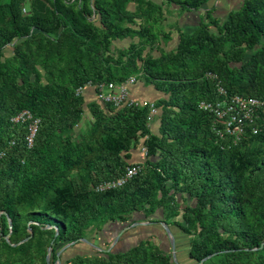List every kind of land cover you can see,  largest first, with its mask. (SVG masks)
Returning a JSON list of instances; mask_svg holds the SVG:
<instances>
[{
    "label": "trees",
    "instance_id": "16d2710c",
    "mask_svg": "<svg viewBox=\"0 0 264 264\" xmlns=\"http://www.w3.org/2000/svg\"><path fill=\"white\" fill-rule=\"evenodd\" d=\"M208 1L184 5L199 10ZM26 5L0 0V264H48L50 247L57 264L68 244L159 212L164 219L151 223L171 229L177 253L179 234L188 239L180 264L211 255L204 264H264V134L230 145L199 109L217 98L209 74L231 94L264 99V0H244L225 21L207 12L196 33L181 34L160 57L146 52L156 49L164 18L150 0H32L25 14ZM136 37L141 44L112 53L114 41ZM131 77L167 96L156 103L159 132L149 127L148 108L97 101L93 123L76 137L85 107L77 91ZM24 110L41 120L33 149L27 128L12 122ZM142 140L143 172L97 193V184L124 174ZM152 239L124 252L88 247L93 253L66 262L62 254L60 262L176 264Z\"/></svg>",
    "mask_w": 264,
    "mask_h": 264
},
{
    "label": "built area",
    "instance_id": "2783aa9c",
    "mask_svg": "<svg viewBox=\"0 0 264 264\" xmlns=\"http://www.w3.org/2000/svg\"><path fill=\"white\" fill-rule=\"evenodd\" d=\"M32 0H25L29 4ZM26 6L23 13L27 14ZM208 78L216 84L217 98L211 101H202L199 109L215 119L213 130L219 140H226L228 144L237 146L248 136H259L264 134V99L257 97H245L229 93L222 85L218 76L209 74ZM137 78L131 77L121 84L102 83L94 86L96 99L99 103L110 104L116 109L121 108H148L149 125L158 116L159 108L156 103L145 98H134L132 87L136 84ZM90 86L92 84H89ZM88 85V86H89ZM85 87L77 91V95H82ZM12 122L18 126H25L27 133L25 142L28 149H33L35 140L39 132L41 120L35 117L30 111L24 110L16 115ZM15 146V141L10 143ZM144 156H148V149L144 145L142 148ZM5 156L0 153V160ZM144 170L143 164L129 165L124 174L117 179L103 181L95 187L97 193H105L117 190L126 186L131 180L137 177Z\"/></svg>",
    "mask_w": 264,
    "mask_h": 264
},
{
    "label": "rangeland",
    "instance_id": "374dc122",
    "mask_svg": "<svg viewBox=\"0 0 264 264\" xmlns=\"http://www.w3.org/2000/svg\"><path fill=\"white\" fill-rule=\"evenodd\" d=\"M30 5L27 4L26 5V9L27 11H29ZM165 43H168L167 39H164ZM179 41V40H178ZM140 39L138 37L136 38H128V39H124V40H117L114 41L112 44V53L117 54L119 51H125L127 50L132 44H141L140 43ZM177 42L173 44L174 50L177 48ZM171 48L169 46L167 47H162L160 49L157 50H150L148 49L146 52L147 54H151L154 57H160V55L164 52L167 53L169 52L168 49ZM173 50V51H174ZM94 87L93 85H87L85 86V90L87 88H92ZM95 89V88H94ZM133 89H134V93H133ZM85 92V91H84ZM94 97H86L85 93H83L81 96H85V107H84V115H83V120L82 122L79 124L78 127H76L75 131H74V135L76 137H80L81 135H83L91 126V124L93 123V117L91 114V105L95 102H97L96 99V91L95 94H93ZM132 95L134 98H145L148 99L150 101H153L155 103H157L159 100L167 98V96H165L162 93L157 92L152 86H148L144 83V81L142 80H138L136 84L132 87ZM161 116H162V110L161 108L159 109V113L158 116L155 118V120L149 125L150 129L152 132H156L158 133L159 131V126H160V121H161ZM144 144V140L141 141L140 145L138 146V149L135 151L136 155L138 157L137 160H131L130 161V165L131 164H146V162L148 161V157L144 156V153L142 151L143 145ZM164 219L163 213L159 212L157 215L151 217V218H147L144 215H135L133 217V219L127 224V225H123V224H114V225H108L104 228V230L102 232H93L89 235V240L96 244L97 246L103 248V249H109L115 239L117 238V236L126 228H128L130 226V229H128L120 238V240L118 241V243L114 246L113 250L115 252H124L127 251L128 249H130L131 247L137 245L140 243V241L144 240V239H150L153 238L151 241H153L156 245H158L160 248H162L164 251H167L168 253H172V249H171V241L169 236L167 235V233L164 232L163 230V226L158 224V225H152V227H145V228H140V227H131L133 224L138 223V222H151V221H161ZM50 229V228H49ZM177 231V230H176ZM154 236V237H152ZM179 242H180V252L176 253L177 256H179L181 261H184V258L188 257V250H189V242L187 237H184L183 235L179 234ZM176 239V238H175ZM83 245H75V247L73 249H69L67 248L66 250H64L62 252L63 254V261L66 262L67 260L75 257L77 254H91L93 253L91 251V249H89L88 247H90L87 244L82 243ZM177 246V244H176ZM65 248V247H64ZM49 251V250H48ZM61 254V255H62ZM52 255V252H51ZM178 259V257H177ZM184 259V260H183ZM51 262H52V258H51ZM52 264V263H51ZM57 264H59L57 262ZM60 264H62V262H60Z\"/></svg>",
    "mask_w": 264,
    "mask_h": 264
},
{
    "label": "crops",
    "instance_id": "0c3cea01",
    "mask_svg": "<svg viewBox=\"0 0 264 264\" xmlns=\"http://www.w3.org/2000/svg\"><path fill=\"white\" fill-rule=\"evenodd\" d=\"M150 1L161 6L164 13L161 24L155 30L160 35V41L155 50L169 46L171 47L168 49L169 52L174 50L172 48L173 44L176 42L178 44L181 34L191 35L197 32L201 23L206 19L207 12H211L213 18L225 21L229 14L239 11L244 2V0H209L202 8L195 10L186 8L184 3L187 0ZM128 9L134 12L136 10V4H130ZM167 37H170V39L168 43H165L167 41L164 39ZM84 93L86 97H94L95 89L94 87L87 88ZM137 159L138 157L134 151L132 153V161Z\"/></svg>",
    "mask_w": 264,
    "mask_h": 264
},
{
    "label": "water",
    "instance_id": "95a60500",
    "mask_svg": "<svg viewBox=\"0 0 264 264\" xmlns=\"http://www.w3.org/2000/svg\"><path fill=\"white\" fill-rule=\"evenodd\" d=\"M150 225H152L151 222H142V223H141V222H138V223L133 224L131 227H141V228H142V227L150 226ZM161 225L163 226L165 232L167 233V235H168L169 238H170V241H171V249H172V253H173V259H174V261H175L176 264H180L179 261H178V259H177V255H176V253H177V246H176V239H175V237H174V234L172 233L171 229H170L165 223H162ZM10 227L12 228V223L10 224ZM49 228L51 229L52 227H49ZM128 229H130V227L124 229V230H123V231L117 236V238L115 239L113 245H112L109 249H107V250H104L103 248H101V247L95 245L94 243H92V242L89 241L88 239H81L80 241H76V242L70 243V244H68L65 248H63V249L58 253V263L60 264V256H61L62 252H63L64 250H66L67 248H70V247L76 245L78 242H81V243L87 244V245H89L90 247L96 249V250L99 251V252H103V251L111 252V251L113 250L114 246H115V245L118 243V241L120 240L121 236H122V235H123ZM30 232H31V231H30ZM57 232H58V229H57ZM9 238H10V235L7 237V239H9ZM28 241H29V239H26V240H24L23 242H21L20 244H18L17 246H19V245H21V244H24V243H26V242H28ZM263 246H264V244L262 245L261 248H263ZM51 252H52V248L50 247V248H49V251H48V256H47V263H48V264H51ZM213 256H214V255L208 256V257H206L205 259L203 258V260H202L201 262H199L198 264H204L206 261H208L209 259H211Z\"/></svg>",
    "mask_w": 264,
    "mask_h": 264
}]
</instances>
